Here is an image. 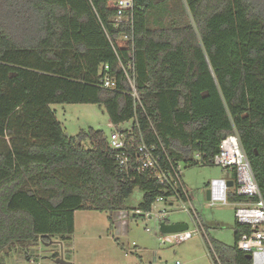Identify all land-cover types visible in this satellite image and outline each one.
I'll use <instances>...</instances> for the list:
<instances>
[{
    "label": "trees",
    "instance_id": "trees-1",
    "mask_svg": "<svg viewBox=\"0 0 264 264\" xmlns=\"http://www.w3.org/2000/svg\"><path fill=\"white\" fill-rule=\"evenodd\" d=\"M184 2L191 20L152 28L154 0H136L134 26L116 25L113 0H0V264L12 248L31 259L39 242L72 241L76 211L124 210L140 187L146 213L174 193L122 171L103 130L67 135L54 104H98L113 125L132 121L129 151L162 143L174 164L200 165V152L214 165L237 132L264 197V0ZM233 229V245L208 242L215 264H252L238 247L251 228Z\"/></svg>",
    "mask_w": 264,
    "mask_h": 264
},
{
    "label": "rangeland",
    "instance_id": "rangeland-1",
    "mask_svg": "<svg viewBox=\"0 0 264 264\" xmlns=\"http://www.w3.org/2000/svg\"><path fill=\"white\" fill-rule=\"evenodd\" d=\"M154 1L156 6L150 15L152 28L191 20L184 0ZM159 1L163 2L161 7ZM51 108L69 136L76 137L89 128L103 130L107 136L112 131L107 112L98 104H54ZM131 125L132 121L117 127L123 130ZM181 166L182 180L193 196L197 219L183 210L184 201H177L173 206L155 202L151 212L136 214L144 196V191L136 187L126 200L124 210L77 211L72 241L54 238L49 245L37 243L31 249L35 263L16 248L18 252L6 256L5 264H58L55 254L72 264H175L177 260L182 264H215L208 242L216 239L229 245L235 243V204L229 200L226 204L210 206L206 191L212 179L231 178L233 172L218 165L181 162ZM163 221L187 224L193 236L175 243L165 241L166 234L160 226Z\"/></svg>",
    "mask_w": 264,
    "mask_h": 264
},
{
    "label": "built area",
    "instance_id": "built-area-1",
    "mask_svg": "<svg viewBox=\"0 0 264 264\" xmlns=\"http://www.w3.org/2000/svg\"><path fill=\"white\" fill-rule=\"evenodd\" d=\"M117 7L115 23L120 26L129 23L134 26L136 15V0H113ZM124 39L129 40V34L123 35ZM106 71L109 65H105ZM132 84L133 95L136 99H140L135 84L128 75ZM102 83L105 88H115L116 80L108 73L102 78ZM112 131L108 137L109 146L117 152V160L122 171L130 174L132 171H151V176L155 180L170 187L174 193L169 196H160L156 202H183V210L191 212L194 217L196 214L195 206L188 194L187 188L182 180L181 163L174 164L169 158L167 151L161 143V151L156 145H147L143 142L135 149L133 154L128 150L129 139L132 136V127L120 130L116 125L111 124ZM167 158V163L164 164V156ZM197 161L204 164L203 154L198 152L195 154ZM214 165L221 166L226 170H230L235 175V178H230L234 181V186L228 185V178H214L209 183L210 198L208 205L226 204L229 201V193L231 189H235L236 193L245 196L247 200L234 202L236 220L251 228L250 232L243 233L238 241V247L250 254L252 264H264V197L260 187L256 181L252 166L246 156L237 132L227 135L222 139L220 151L215 154L213 159ZM137 213L141 210L137 209ZM142 214V213H141ZM150 230V229H148ZM193 236V232L186 230L174 234H166L164 240L175 243L176 241H184ZM63 246V245H62ZM217 257V256H216ZM218 259V258H217ZM33 263V259H29ZM219 261V259H218ZM219 264L220 261L218 262ZM175 264H182L177 260Z\"/></svg>",
    "mask_w": 264,
    "mask_h": 264
},
{
    "label": "water",
    "instance_id": "water-1",
    "mask_svg": "<svg viewBox=\"0 0 264 264\" xmlns=\"http://www.w3.org/2000/svg\"><path fill=\"white\" fill-rule=\"evenodd\" d=\"M226 134H224L222 136V139H225L226 138ZM228 185L230 187L234 186V181L233 180H228ZM207 198L209 199L210 198V190L207 191ZM144 215V214H143ZM161 231L164 233V234H174V233H179V232H183V231H186L188 230V226L187 224H184V223H167V222H162L161 223ZM51 244V243H50ZM49 245V244H48ZM56 263L58 264H72L71 262L65 260L64 258H62L61 256L56 258L55 260Z\"/></svg>",
    "mask_w": 264,
    "mask_h": 264
},
{
    "label": "crops",
    "instance_id": "crops-1",
    "mask_svg": "<svg viewBox=\"0 0 264 264\" xmlns=\"http://www.w3.org/2000/svg\"><path fill=\"white\" fill-rule=\"evenodd\" d=\"M225 178H228V179H230L229 177H225ZM210 183V182H209ZM184 185L186 186V184L184 183ZM208 187H209V184H208ZM186 188H187V186H186ZM200 190H202V189H200ZM200 190H199V192H200ZM209 190V188L207 189V191ZM187 191H188V194H189V196H190V198H191V200H192V202H193V196L191 195V193H190V191H189V189L187 188ZM204 191V190H203ZM207 191H206V193H207ZM209 200V199H208ZM175 203V202H174ZM174 203L173 202H171V201H169V202H166V205H168V206H173L174 205ZM193 205H194V203H193ZM195 206V205H194ZM196 209V208H195ZM77 212V211H76ZM76 214V213H75ZM18 252V251H16L15 250V248H12V249H9L8 251H6L3 255H4V264H5V258H6V256H8V255H10V254H12L13 252ZM214 259V258H213ZM214 263H215V261H214Z\"/></svg>",
    "mask_w": 264,
    "mask_h": 264
}]
</instances>
